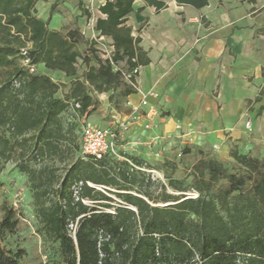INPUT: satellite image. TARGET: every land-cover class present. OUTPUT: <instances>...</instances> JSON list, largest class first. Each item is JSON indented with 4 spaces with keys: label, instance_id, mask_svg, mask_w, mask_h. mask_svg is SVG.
Returning a JSON list of instances; mask_svg holds the SVG:
<instances>
[{
    "label": "trees",
    "instance_id": "16d2710c",
    "mask_svg": "<svg viewBox=\"0 0 264 264\" xmlns=\"http://www.w3.org/2000/svg\"><path fill=\"white\" fill-rule=\"evenodd\" d=\"M36 1L0 0V161L14 158L27 176L36 230L56 244L55 258L46 264H264L263 157L230 149L232 161L226 163L198 151L183 178L167 175L166 185L154 193L151 186L159 181L148 170L174 171L167 158L150 162L123 155L129 163L108 154L81 155L79 119L96 108L94 96L124 101L134 90L121 70L149 62L128 17L145 6L164 9L165 0H142L136 10L134 0H105L98 7L103 17L95 19L94 30L110 38L111 61L77 27L49 30L55 3L43 20L35 15ZM175 2L195 9L208 5V0ZM79 41L86 46L83 53L76 49ZM24 46L36 69L42 64L64 73L67 90L59 94L62 85L21 65ZM78 58L84 63L80 73ZM119 61L124 69L117 68ZM261 96L264 89L255 100ZM75 102L79 107L73 109ZM74 150L79 156L72 159ZM69 156L59 174L55 160ZM45 159L51 162L41 164ZM192 190L197 196L184 194ZM70 223H76L74 231ZM20 224L17 207L0 196V264H26Z\"/></svg>",
    "mask_w": 264,
    "mask_h": 264
},
{
    "label": "crops",
    "instance_id": "0c3cea01",
    "mask_svg": "<svg viewBox=\"0 0 264 264\" xmlns=\"http://www.w3.org/2000/svg\"><path fill=\"white\" fill-rule=\"evenodd\" d=\"M83 1L37 0L35 15L46 20L55 3L48 29L70 30L72 25L79 29L90 14ZM104 1L99 0L97 11ZM165 2L166 8L156 11L145 6L126 22L149 59L139 66L136 81L143 91H154L157 96L149 99L150 119H140L124 133L120 153L153 162L154 149L168 158L177 144L189 142L215 148L216 159L224 162L230 159V148L264 158V96L255 100L264 89V0H208L200 9L178 5L175 0ZM133 5L136 10L144 4L134 0ZM98 13L95 19L103 17ZM36 70L56 83L69 81L63 72L42 64ZM95 96L105 100L107 94ZM127 99L137 102L138 96L132 93ZM125 101L119 113L128 111ZM114 112L109 109L107 126ZM87 118V114L81 117L80 125L89 123ZM248 119L250 130L245 127ZM146 121L149 129L143 126ZM137 138L144 144H132ZM149 139H154L152 146L146 144Z\"/></svg>",
    "mask_w": 264,
    "mask_h": 264
},
{
    "label": "rangeland",
    "instance_id": "374dc122",
    "mask_svg": "<svg viewBox=\"0 0 264 264\" xmlns=\"http://www.w3.org/2000/svg\"><path fill=\"white\" fill-rule=\"evenodd\" d=\"M98 3L99 0L83 1V8L84 10L90 13V17H88L87 19L85 18V21L82 23V25L79 28L80 33L83 34L85 38H87L88 40H93L95 41V43H97L98 35L93 29V25H94L93 23L95 17L99 15L97 11ZM51 27L54 28L57 27V25H51ZM70 27L74 28L73 25ZM63 28L65 29L68 27H63ZM76 49L80 53H83L86 49V46L79 41L76 44ZM76 68L79 71L84 69V63L81 60V58H78ZM117 68L124 69L125 68L124 62L122 61L117 62ZM60 85L62 86L59 94L67 90V85L65 84H60ZM94 100L96 101L97 109L93 112L88 113L87 116L88 117L90 116V118L85 119L89 121V123L91 124H98L99 126L100 125L107 126L108 125L107 117H108L109 109L113 108L117 112L123 109L122 108L123 100L114 97L113 101L109 102L108 94L105 100H99L96 96H94ZM107 103H109V105ZM124 143L125 141L122 142L123 145ZM177 145H178L177 148L172 149V154H167L168 155L167 161L173 162L176 165V169L174 171H171L170 168L167 167L163 171V173L158 171L160 173V178H158L159 183H154L151 186V190L154 193L159 192L158 187L161 183L166 185L167 175L177 178H183L187 173L186 169L192 164V162L196 160L198 156H200L198 151H201L203 154L209 155L210 157L213 158L218 157V153L215 150V148L207 144H201L200 146H193L192 143L182 142ZM174 149L177 150L174 151ZM157 150L160 149H154L152 153L154 154V151ZM77 156H79V152L74 150L72 154V159H75ZM72 159L69 156V158L63 161L60 159L55 160V166L58 167L59 174L63 173L64 168L69 164V162ZM164 159H166V157L164 152L161 150L159 158L154 161H159ZM231 161L232 158L230 157V159L225 162L231 163ZM45 162L50 163L51 160L45 159L40 163L42 164ZM188 180L189 178H187V181ZM167 191L172 192L171 189L168 187H167ZM0 196H6L11 203L16 201L17 209L21 214V224L18 234L20 240L18 241L20 242V245L23 246L27 251L25 263L46 264L48 261H51V259L55 258L56 244H53L50 241L45 240L36 230L37 221L35 219V213L33 210L32 197L29 192L28 179L26 174L20 173L16 169L14 158L10 159L9 161H3V160L0 161ZM158 205L163 206L165 205V203H158Z\"/></svg>",
    "mask_w": 264,
    "mask_h": 264
},
{
    "label": "built area",
    "instance_id": "2783aa9c",
    "mask_svg": "<svg viewBox=\"0 0 264 264\" xmlns=\"http://www.w3.org/2000/svg\"><path fill=\"white\" fill-rule=\"evenodd\" d=\"M97 40V39H96ZM97 45L95 48L100 54L101 58L109 59L111 61V55L113 52V46L111 42L106 41L103 36H98ZM20 62L21 65L27 69L29 73H34L36 71L35 64L31 61V58L28 54V46L20 48ZM120 70V69H119ZM139 67H135L128 71L121 70V75L123 80L127 85H129L134 93L138 96L137 102H133L130 99H126L125 105L128 108L126 113L114 112L112 114L111 124L107 127H102L96 124L83 123L80 129V150L81 155L84 157H91L92 159H101L104 155H110L116 159H124L129 162L121 153L120 148L122 146V138L125 132L128 129L139 122L140 119L145 118L146 120L150 119V104L149 99L156 97L157 94L154 91H143L137 81L136 76L138 75ZM79 103L75 102L72 106L73 109L78 108ZM147 109V110H144ZM251 121L248 119L245 121V127L250 130ZM145 129L150 128L149 121H146L143 124ZM154 139H149L146 141V144L152 146ZM134 145L144 144L140 139H135L132 142ZM155 159H158L160 156V151H154L153 154ZM130 163V162H129ZM150 176L153 180L160 178V173L157 170H148ZM81 184V183H80ZM90 184V183H88ZM92 185V184H90ZM97 189L103 191V186H95ZM77 190L73 191L75 195ZM187 197L197 196L194 190L184 193ZM88 203V201H83ZM16 208V201L12 203ZM109 212H112L111 209H106ZM69 227L74 231L76 223H70Z\"/></svg>",
    "mask_w": 264,
    "mask_h": 264
}]
</instances>
